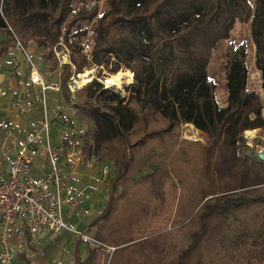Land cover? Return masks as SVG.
<instances>
[{
	"label": "trees",
	"instance_id": "1",
	"mask_svg": "<svg viewBox=\"0 0 264 264\" xmlns=\"http://www.w3.org/2000/svg\"><path fill=\"white\" fill-rule=\"evenodd\" d=\"M71 2L0 0V46L16 38L55 61L62 24L68 34L96 15V9L71 14ZM237 21L250 24L252 42L247 57L245 41L226 48L227 98L220 108L207 65ZM94 41L107 65L130 70L135 83L122 99L104 88L98 72L72 99L71 71L63 68L61 90L87 121L86 144L97 116L113 131L95 143V156L112 163L113 175L106 206L87 228L116 250L109 258L91 249L84 261L76 252L73 264H101L103 257L105 264H264V154L243 136L264 134V93L246 88L248 66L261 74L264 90V0H111ZM70 61L78 73L90 70L80 50ZM185 125L205 135V143L181 138ZM169 193L175 200L169 225L136 236Z\"/></svg>",
	"mask_w": 264,
	"mask_h": 264
},
{
	"label": "built area",
	"instance_id": "2",
	"mask_svg": "<svg viewBox=\"0 0 264 264\" xmlns=\"http://www.w3.org/2000/svg\"><path fill=\"white\" fill-rule=\"evenodd\" d=\"M85 2L73 0L71 2V14H74L75 6L80 5L82 7L85 5ZM87 22L84 20L77 21L66 38L63 37L66 22L62 24L59 43L53 48L54 62L60 72L59 82L53 85L45 81L38 70L35 55L28 48L34 43H29L27 48H24L15 38L13 46L15 50L21 53L29 69V83L40 88L41 96L38 101L40 117L26 135L19 152L11 159L5 156L0 159V167L5 162L7 163L6 175L0 176L1 264H11L16 256L14 252L22 253L27 248V238L30 237L31 239L38 233L54 234L59 231H68L83 244H87L95 250L103 251L105 256L109 258L116 250L112 246L97 241L91 235L78 231L69 225L64 218L66 209H74L79 204L70 183L71 177L87 161L84 152L86 146H89L91 155H94L95 142L89 139L86 144L84 135H76L66 149L53 145L51 141L52 125L65 120L66 108L56 107L50 113L45 96L47 91L55 93L61 91L60 79L64 67L68 66L71 71L67 83L71 96H74L96 77L93 75V70L90 81L82 85L81 73L76 72V67L70 61V48L75 51L74 44H77L78 50L84 53L86 60L90 62L88 56L94 48L95 42L91 41L92 48L90 49L86 46L88 39L85 40L84 37L88 34L91 35L89 29H86ZM7 29L11 32L10 28ZM78 29H82L80 30L81 32H78ZM84 31L85 34H80ZM110 56L112 57L111 54ZM12 77L15 79V85L18 87L23 85L22 81L16 79L15 73L12 74ZM97 80L105 89H108L101 79ZM1 94L2 89L0 88V96ZM11 94L14 97L17 96L15 89L11 90ZM17 108L23 115L29 116L31 114L32 104L27 95L24 97L23 102L18 104ZM258 153L262 154L261 152ZM93 157L92 161L94 163L102 164L103 162L102 175L104 178H107L111 163L97 158L95 155ZM36 158L41 159L48 166V173L42 178H37L32 173L33 163Z\"/></svg>",
	"mask_w": 264,
	"mask_h": 264
},
{
	"label": "crops",
	"instance_id": "3",
	"mask_svg": "<svg viewBox=\"0 0 264 264\" xmlns=\"http://www.w3.org/2000/svg\"><path fill=\"white\" fill-rule=\"evenodd\" d=\"M2 36L0 34V43L4 40ZM28 48L32 52L30 47ZM12 50H14L13 47ZM12 50L11 46H0V88L2 89L0 96V159L3 156L11 159L19 152L26 135L40 117L38 103L41 96L40 88L29 83V69L21 53L17 50L12 52ZM7 51L8 55L11 56L2 58ZM43 57H36L39 72L48 84L58 83L60 72L57 66L50 63V61H45ZM44 67H48L47 73L42 71ZM13 73H15L17 80L23 82L21 87L15 85V79L12 77ZM53 73L57 76L54 81L50 79ZM12 89L17 92L16 97L12 96ZM26 95L32 104V112L29 116L21 114L17 108ZM45 96L50 113L56 107L66 108L67 106L70 107L69 110L72 109V114H75L73 104L67 102L62 90L59 93L47 91ZM71 98L74 99L75 95ZM62 121L52 125L51 141L53 145L66 149L73 137L80 134H66L68 133L65 130L67 124H59ZM85 153L87 161L77 169L70 180L79 204L74 209H66L64 218L69 225L78 231L94 237L95 228L89 229L87 226L106 206L108 191L106 192L105 188L108 190V183H104L106 178L102 175L103 162L102 164L94 163L92 159H94L95 154L91 155L90 150ZM6 173L7 163L5 162L0 167V176H5ZM32 173L37 178H42L48 173L47 164L36 158ZM26 241L27 248L22 253L14 252L16 256L11 264H73L76 252L80 261H84L89 256L90 250L94 249L87 244H83L68 231H59L54 234L38 233L31 239L28 237ZM103 261L104 257L101 264H103Z\"/></svg>",
	"mask_w": 264,
	"mask_h": 264
},
{
	"label": "rangeland",
	"instance_id": "4",
	"mask_svg": "<svg viewBox=\"0 0 264 264\" xmlns=\"http://www.w3.org/2000/svg\"><path fill=\"white\" fill-rule=\"evenodd\" d=\"M74 1H76V0H74ZM72 2H73V0H72ZM250 2L252 4L254 3L253 1H250ZM79 7H81V6L80 5L75 6L74 14L79 13L81 11H89L91 9H96V15L93 19L84 20V21H88L86 23V29H89V31L91 33V35L88 34V35H85V37H84L85 40L88 39L86 46H88L90 49V48H92L91 41L92 40L94 41V36H96L98 31H99L100 19L106 13H108L111 10V0H88L87 2H85L84 6H82L81 8H79ZM80 30H82V29H78V32H81ZM86 32H87V30H86ZM67 35L68 34H66V28H65V32H64L63 37L66 38ZM231 41H234L236 44H238L241 41H245L246 45H247V47H246V57H247V49L250 47L251 42H252V40L250 38V24L249 23L242 24V23H239L237 21L234 24V26H233L230 34H229V39L218 43L214 47V49H212L211 56H210V59H209L208 65H207V74L211 79H213L216 82L215 96H216V99H217V102H218V105L220 108H223L226 106V98H227V88H226V79H225L226 48H227L229 42H231ZM74 45H75V51H73L70 48L71 53L72 52L73 53L78 52L77 44H74ZM12 47L15 50L14 46H11V50H12ZM29 47L32 50L35 57L42 58L46 53V49L38 47L36 44H31ZM94 48H95V46H94ZM94 48L89 53V56L87 55L89 57L90 63H91V67H90L89 71L93 72V70H94V73H93L94 76H96L97 73L100 72V74L102 76L101 80L103 82H105L104 78H106L107 73L113 74L117 71L114 72L111 69V66L107 65V60L105 57H102V53L100 54L101 67H99V68L95 67L92 63V57H93L94 53L96 52L94 50ZM14 50H12V52H14ZM8 54L9 53L7 51V53L3 54L2 58H5V57L7 58L8 56L10 57L11 55H8ZM82 55L84 57H86V55H84V53H82ZM109 57H110V62L115 60L110 55H109ZM51 62L53 63V65H55V62H53V61H51ZM40 63H41V61H40ZM47 68L48 67H44L42 71L44 73H47L46 72ZM123 69H126V68L121 67L118 71L123 70ZM83 70H86V69H83ZM83 72H87V71H83ZM56 77L57 76L53 73V75L51 76L50 79H52L54 81L55 79H57ZM260 77H261V74L259 75L253 69H251V68L249 69L247 66L246 88L248 91L257 92L260 95H262V93H264V90L261 87ZM133 79H134V75H133ZM134 83H135V81H134ZM133 84L122 85L121 88H116V87L110 86L109 90L113 91L114 93L119 95L120 98L126 99L128 97L129 91L134 86ZM69 108L70 107L66 106V117L67 118L59 124H65V125L67 124L66 125L67 127L65 130H67L68 133H66V134H72V133L73 134L77 133L80 135L84 134L86 131V127H87L86 119L78 116L76 114V110L74 108L73 109H74L75 114L73 115L72 109L69 110ZM122 114H123L124 122L126 123V114L124 112H122ZM262 114L264 117V109L262 111ZM96 119H97V131L95 134H91V136H90L91 139L95 143L101 142L103 140H107L113 134V131H112L110 125L108 124V122H106L105 120H103V118H101L99 116H97ZM190 126L191 125L183 126L181 138L192 140V141H199V142L204 144L205 143V135H203L199 131H198L197 135L193 134L192 131L195 128L193 126H191V127ZM193 136L197 140H195ZM243 136H244V139L246 141V144L251 146L254 152H257V153L261 152L262 154H264V134L261 131L256 130V133L253 135L247 133V131H246V132H244ZM85 155H86V153H85ZM103 160L110 163V161H108V159H106V158H104ZM112 175H113V165L111 163L109 175L106 178L104 183H108V181L112 177ZM105 191L107 192L108 190L105 188ZM174 206H175L174 197H173L172 193H169L166 203L162 206L156 205V208L154 207L155 212L152 213V215L150 216L149 219H147L146 221L143 222L142 226L137 231L136 236L150 235L154 230H156L158 228H166L169 225L170 219L172 217V214L174 211ZM104 264H105V262H104Z\"/></svg>",
	"mask_w": 264,
	"mask_h": 264
},
{
	"label": "bare ground",
	"instance_id": "5",
	"mask_svg": "<svg viewBox=\"0 0 264 264\" xmlns=\"http://www.w3.org/2000/svg\"><path fill=\"white\" fill-rule=\"evenodd\" d=\"M91 73L92 71H87V72H83L81 73V79H82V85L88 83L91 79ZM104 85L106 88H110V86L116 87V88H121L122 85H127V84H133L134 83V79H133V74L128 70V69H123L120 71H117L113 74H106V78ZM189 127V126H188ZM191 127V126H190ZM192 131V130H191ZM193 134L197 135L198 131L197 130H193L192 131ZM247 133L249 134H255L256 131H247ZM194 137V136H193ZM252 137V136H251ZM195 139V137H194ZM197 140V139H195Z\"/></svg>",
	"mask_w": 264,
	"mask_h": 264
},
{
	"label": "water",
	"instance_id": "6",
	"mask_svg": "<svg viewBox=\"0 0 264 264\" xmlns=\"http://www.w3.org/2000/svg\"><path fill=\"white\" fill-rule=\"evenodd\" d=\"M103 50H97L92 58V63L95 67L99 68L101 67V58H100V54L102 53Z\"/></svg>",
	"mask_w": 264,
	"mask_h": 264
}]
</instances>
